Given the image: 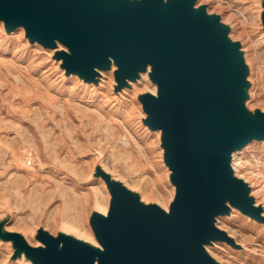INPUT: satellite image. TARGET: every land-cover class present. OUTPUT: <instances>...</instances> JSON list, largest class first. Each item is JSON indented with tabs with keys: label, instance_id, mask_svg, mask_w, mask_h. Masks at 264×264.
<instances>
[{
	"label": "water",
	"instance_id": "obj_1",
	"mask_svg": "<svg viewBox=\"0 0 264 264\" xmlns=\"http://www.w3.org/2000/svg\"><path fill=\"white\" fill-rule=\"evenodd\" d=\"M196 0H0V20L11 32L24 26L31 42L54 48L58 40L69 73L94 81L95 68L117 60L120 86L153 66L159 95L140 98L146 124L163 131L166 162L177 196L166 214L108 179L113 203L107 220L92 225L105 249L99 264H213L203 246L232 241L215 227L228 201L257 220L247 185L230 176L231 153L264 140V113H245L246 67L228 28ZM264 23V13L262 16ZM15 240L35 264H94V252L41 233L44 251ZM63 242L62 248L60 244Z\"/></svg>",
	"mask_w": 264,
	"mask_h": 264
},
{
	"label": "rangeland",
	"instance_id": "obj_2",
	"mask_svg": "<svg viewBox=\"0 0 264 264\" xmlns=\"http://www.w3.org/2000/svg\"><path fill=\"white\" fill-rule=\"evenodd\" d=\"M263 2L200 0L244 45L253 89L249 109L257 113L264 111ZM51 49L32 44L22 31L7 36L0 26V264H27L2 238L5 224L33 245L41 229L94 237L92 212L109 208L111 199L100 166L148 204L169 208L175 196L160 137L147 131L138 100L154 83L145 80L118 98L111 76L100 90L82 86L65 76ZM234 167L264 206V143L236 156ZM217 227L242 247L209 248L219 264H264L261 224L237 213Z\"/></svg>",
	"mask_w": 264,
	"mask_h": 264
},
{
	"label": "bare ground",
	"instance_id": "obj_3",
	"mask_svg": "<svg viewBox=\"0 0 264 264\" xmlns=\"http://www.w3.org/2000/svg\"><path fill=\"white\" fill-rule=\"evenodd\" d=\"M164 2H167V0H164ZM194 8L195 9L204 8L207 15L218 17L220 24H222L223 26L228 28V35H227L228 39L231 42L236 43V44L239 45L238 51L241 54L242 61H243L244 65H245L246 71H247V75H246V83L247 84H246V86H244L242 88V91H243L242 103L244 105L245 113L256 114L257 113L256 110L252 111V110L249 109V104H250L251 100L253 99V91H252L253 89H252V84H251L250 79H249L250 78V74H251V68H250V66L248 64L247 52L244 49V45L241 42H237V41H234L232 39L231 32H233V28L230 25H228L227 23L224 22L223 16L217 15V14H211L209 12V5L208 4H200V0H196L195 4H194ZM263 13H264V2L261 5V18L263 16ZM262 25L264 27L263 20H262ZM0 26L3 27V31L5 32V34L7 36H13V34H15L16 32L22 31L23 32V37H25L29 42H31L30 39L27 36V31H26V28L24 26H19V27L15 28L14 30H12L11 32L7 31L6 24H5L4 20H0ZM32 44H36V46H38V47H43L45 49H49V48L45 47L43 44H41L38 41L32 42ZM51 51L54 54L53 59L63 69V72H64L65 76H68V77L72 76V75L75 76V77H71V78H74L75 80H78V82L82 86L92 87L95 90H100V89H102L105 86L104 83L106 84V82H107V81H105V79L108 76H111V78H112L111 88L114 87L115 96L118 97V98L119 97L124 98V96L127 94V92H130V93L135 92L136 91V87L140 86L142 84V82L145 81V80L146 81L150 80L151 82L154 83V85L156 86L154 91L153 92H148V93H145V94H140L138 96V100L140 101V103H141V105L143 107V110L145 112V115H146V117L143 118L142 121H143V124L145 125V127H147V131L149 130L150 132H153L154 134L158 135V138L160 137L161 146H162V149L164 151V154H163V158H165L164 162H165V165L167 166V168L169 169L170 178H171V181H172L173 171L171 170V168L168 166V164L166 162L167 150L163 146V141H162V139H163V131L161 129L152 130L146 124V120L148 119V114L145 111V106H144L143 102L140 100V98L142 96H144V95H151V96H154L156 98L159 95V86H158L157 83H155L153 81V79L151 77L152 73H153V66L151 64H148L146 69H145V71L139 72L138 76L135 77L134 79H126L125 85L124 86H120L118 81H117V78H116V73L119 70V68L117 66V60L116 59H113V58L109 57V59H110V67L107 70H103V69H100V68H95V71H96V74H97L96 77H95V80L94 81H88L86 76L82 77L80 75V73H69L67 71V69L64 67L65 60L63 58H60L59 55L62 54V53L70 54V50H69V48L66 45H64L60 41L56 40L55 41V47L52 48ZM258 113H264V111H261V112H258ZM256 142L264 143V140H260L259 141V140H255L254 139V140L248 142L246 145L242 146L240 149L235 150V151H233L231 153V158H230L231 174H230V176L235 177V178L243 181L247 185V188L249 190L248 198L250 199V204H251V206L253 208L260 210V216H261V218L263 220L259 221L256 218L249 216L248 214L242 212L240 209L233 207L228 201H226V205L229 208V212L227 214H224V215H216L215 216L214 225H215L216 228H218L217 227V221H219V219H223V218L224 219H231V218H233V215L237 214V213L242 214L248 220L253 221V222H257L258 224H261L264 227V206L258 200L257 196L253 193L252 186L249 185L247 182H245L243 179H241V178H239L237 176V174L235 172L236 169L234 167L235 157L240 155L241 153H243L245 150L248 149L249 146L255 144ZM100 168H101V170L103 172V174H102V176H100V178L106 184V187H107V189H108V191L110 193L111 199H110L109 208H107V209L99 208V209H96V210H94L92 212V215L90 217V223H91V229L93 231V234H94L95 238L93 236H84V235L78 234L77 232H75L73 230H70L68 228H64V227L62 229H60V231L56 232L53 235L51 233H49L48 231H46L44 229H41V230H39L37 232L36 240H38V241L35 242V245H33L27 238L22 236L29 247L38 249L40 251H44L46 249V245L40 240V235H41V233H45V234H47V235H49V236H51L53 238H58V239H62V240L63 239H67V240L74 241L76 243H79V244L85 246L89 250H92L95 253L94 254V264H99V257H100V255H104L105 254V249H104V247L102 246V244L100 243V241L97 238L96 232H95V230L93 228V225H92V218L97 216L99 218H102L103 220H107L108 216L110 214V211H111V208H112V203H113V196H112V193L110 191L109 182L107 181V179L112 184H115V185L117 184L121 188L126 190L128 193L132 194L131 190L126 188L124 186V184H122V182L118 181L115 177H113L110 173H108L102 166H100ZM97 170H98V168L95 169L96 173H97ZM174 187H175V196H174V199L171 202L169 208L166 207L164 209V208H162L161 206H159L157 204H148V203L144 202L141 199V196L138 197L139 202L142 205L147 206V207L148 206H156L159 209H161L163 212H165L166 214H169L170 211H171V206H172V204H173V202H174V200H175V198L177 196V187L175 185H174ZM134 193H136V192H134ZM219 230L224 232L227 235V237L232 241V243H229L227 240L210 241L208 244H205L203 246L205 252L213 259V261H214L213 264H219V263L211 256V254L209 253V248L218 246L217 243H225V244H227V245H229L232 248L237 249V250L242 248L239 244H237V242L235 241L233 236L228 234L226 231H223L221 229H219ZM1 234H2L3 237H7V236H11L12 235L11 231H9L7 229L6 224L2 228ZM4 241L6 242V244L8 246H10L12 248V252L13 253L15 252V249L19 250L21 252L22 258L26 259V263L27 264H35L34 258L32 256H30L26 250H22L15 240H4ZM62 246H63V242H61L60 248H62ZM16 258L17 257H15L14 259H16ZM17 262H21V261H17Z\"/></svg>",
	"mask_w": 264,
	"mask_h": 264
}]
</instances>
